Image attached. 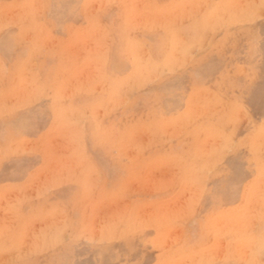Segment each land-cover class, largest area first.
Here are the masks:
<instances>
[{"label":"rangeland","instance_id":"obj_1","mask_svg":"<svg viewBox=\"0 0 264 264\" xmlns=\"http://www.w3.org/2000/svg\"><path fill=\"white\" fill-rule=\"evenodd\" d=\"M188 1L0 0V264H264V0Z\"/></svg>","mask_w":264,"mask_h":264},{"label":"bare ground","instance_id":"obj_2","mask_svg":"<svg viewBox=\"0 0 264 264\" xmlns=\"http://www.w3.org/2000/svg\"><path fill=\"white\" fill-rule=\"evenodd\" d=\"M35 1H36V0H35ZM39 1H40V0H39ZM44 1H46V0H44ZM99 1L101 2L102 0H99ZM125 1H126V0H125ZM148 1H150V0H148ZM154 1H155V0H154ZM174 1H175V0H174ZM185 1H186V0H185ZM193 1L195 2V0H193ZM232 1H234V0H232ZM243 1H244V0H243ZM254 1H255V0H254ZM258 1H259V0H258ZM25 2H26V1H25ZM48 2H49V1H48ZM129 2H130V1H129ZM139 2H140V1H139ZM141 2H143V1H141ZM164 2H165V1H164ZM196 2L198 3V5L201 4V0L196 1ZM202 2H203V1H202ZM204 2H205V1H204ZM217 2H218V1H217ZM226 2H227V1H226ZM250 2H251V1H250ZM38 3H39V2H38ZM98 3H99V2H98ZM102 3H103V2H102ZM106 3H107V2H106ZM106 3H105V4H106ZM109 3H111V2H109ZM113 3H114V2H113ZM156 3H157V2H156ZM177 3L180 4V2H177ZM187 3H188V4L192 3V0H191L190 2L188 1ZM207 3H208V2H207ZM221 3L223 4L224 1L222 2V0H221ZM221 3L219 2V5H220ZM42 4H43V3H42ZM103 4H104V3H103ZM111 4H112V3H111ZM111 4H109V5H111ZM126 4H127V3H126ZM148 4H149V3H148ZM157 4H161V3H157ZM166 4H167V3H166ZM171 4H172V3H171ZM182 4H183V6H184V2H183V1H182ZM215 4H216V3H215ZM227 4H228V2H227ZM229 4H230V1H229ZM235 4H236V3H235ZM27 5H28V4H27ZM27 5H25V6H27ZM47 5H48V4H47ZM85 5H86V2H85ZM106 5H107V4H106ZM115 5H116V3H115ZM122 5H123V4H122ZM140 5H142V4H140ZM174 5H176V4H174ZM195 5H196V4H195ZM195 5H194V3H193V5L191 4L190 6H195ZM208 5H209V4H208ZM224 5H226V4H224ZM230 5H232L233 7L235 6V5L232 4V3H231ZM260 5H261V3H260ZM25 6H24V7H25ZM34 6H37V5H34ZM43 6H44V4H43ZM120 6H121V5H120ZM131 6H132V5H130V7H131ZM137 6H138V5H137ZM152 6H153V5H152ZM180 6H181V5H180ZM188 6H189V5H188ZM213 6H214V5H213ZM213 6H212V8H213ZM217 6H218V4H217ZM255 6H256V5H255ZM261 6H262V5H261ZM24 7H23V8H24ZM39 7H41V6H38V8H39ZM85 7H86V6H85ZM99 7H100V6H99ZM116 7H117V6H116ZM118 7H119V6H118ZM130 7H129V9H130ZM138 7H139V6H138ZM146 7H147V6H146ZM153 7H154V6H153ZM157 7H159V6H156V5H155V9H156ZM161 7H162V5H161ZM164 7H165V6H164ZM166 7H167V6H166ZM173 7H174V6H173ZM173 7H172V9H173ZM218 7H219V6H218ZM223 7H224V6H222V8H223ZM228 7H229V6H228ZM120 8H121V7H120ZM120 8H119V9H120ZM142 8H143V7H142ZM187 8H189V7H187ZM199 8H200V7H199ZM214 8H217V7H214ZM222 8H221V12H222ZM224 8H225V7H224ZM238 8H239V7H238ZM243 8H244V7H243ZM243 8H242V9H243ZM253 8H254V7H253ZM86 9H87V8H85L84 11H85ZM121 9H122V8H121ZM132 9H133V8H132ZM149 9H152V8H149ZM169 9H170V8H169ZM169 9H166V10L169 11ZM175 9H176V8H175ZM179 9H180V8H179ZM179 9H178V10H179ZM190 9H191V8H190ZM190 9H189V10H190ZM203 9H204V8H203ZM229 9H230V8H229ZM247 9H248V8H247ZM261 9H262V8H261ZM30 10H31V9H30ZM34 10H35V9H34ZM87 10H88V9H87ZM98 10H99V9H98ZM104 10H105V9H104ZM104 10H103V11H104ZM130 10H131V9H130ZM136 10H137V9H136ZM139 10H140V9H139ZM139 10H138V11H139ZM195 10H196V9H195ZM198 10H200V9H198ZM214 10H215V9H214ZM214 10H213V11H214ZM245 10H246V9H245ZM259 10H260V8H259ZM259 10H258V12H259V15H260V14H261V13H260L261 11H259ZM262 10H263V9H262ZM21 11H22V9H21ZM25 11H26V8H25ZM125 11H126V10H125ZM128 11H129V10H128ZM144 11H145V10H144ZM164 11H165V10H164ZM206 11H208V9H207V10L205 9V13H206ZM215 11H216V10H215ZM215 11H214V12H215ZM234 11H235V9H234ZM248 11H249V9H248ZM26 12H27V11H26ZM44 12H45V11H44ZM159 12H162V11H159ZM172 12H173V11H171V16H172ZM185 12H186V11H185ZM189 12H190V11H189ZM191 12H192V11H191ZM193 12H194V11H193ZM198 12H200V11H198ZM201 12H202V11H201ZM210 12H211V11H210ZM217 12H218V10H217ZM217 12H216V13H217ZM229 12H230V11H229ZM235 12H236V11H235ZM239 12H240V11H239ZM239 12H238V14H239ZM243 12H244V11H243ZM253 12H254V11H253ZM6 13H7V12H6ZM11 13H12V12H11ZM100 13H101V9H100ZM100 13H98V14H100ZM121 13H122V10H121ZM128 13H129V12H128ZM163 13H165V12H163ZM180 13H181V12H180ZM205 13L203 12V13H201V15H202V14H205ZM212 13H213V12H212ZM224 13H225V12H224ZM251 13H252V12H251ZM256 13H257V11H256ZM256 13H255V14H256ZM20 14H21V13H20ZM35 14H36V13H35ZM96 14H97V13H96ZM122 14H123V13H122ZM126 14H127V13H126ZM175 14H177V11H175ZM184 14H185V13H184ZM192 14H193V13H192ZM192 14H191V15H192ZM194 14H195V13H194ZM199 14H200V13H199ZM208 14H209V13H208ZM229 14H230V13H229ZM229 14H228V15H229ZM233 14L235 15V13H233ZM233 14H232V15H233ZM241 14H242V13H241ZM85 15H86V14H85ZM155 15H156V14H155ZM155 15H154V16H155ZM162 15H163V14H162ZM178 15H179V14H178ZM185 15H187V14H185ZM189 15H190V14H189ZM201 15H200L199 17H201ZM224 15H226V13H225ZM236 15H237V12H236ZM236 15H235V16H236ZM256 15H257V14H256ZM34 16H35V15H34ZM44 16H45V14H44ZM89 16L91 17V15H89ZM89 16H88V17H89ZM92 16H94V14H93ZM126 16H127V15H125V17H126ZM149 16H151V15H149ZM167 16H168V15H167ZM192 16H193V15H192ZM197 16H198V15H197ZM204 16H205V15H204ZM215 16H216V15H215ZM219 16L222 17V16L220 15V13H219ZM248 16H249V15H248ZM252 16L254 17L253 14H252ZM21 17H22V16H21ZM39 17H40V16H39ZM96 17H97V16H96ZM151 17H152V16H151ZM181 17H182V16H181ZM181 17H180V18H181ZM212 17H213V16H212ZM217 17H218V16H217ZM223 17H224V16H223ZM230 17H231V16H230ZM240 17H241V16H240ZM240 17H239V18H240ZM249 17H250V16H249ZM23 18H25V17H23ZM26 18H27V17H26ZM26 18H25L24 20H27ZM91 18H94V17H91ZM142 18H143V17H142ZM154 18H155V17H154ZM165 18H166V17H165ZM177 18H178V17H175V19H176L175 21H177ZM180 18H178V19H180ZM201 18H204V17H201ZM206 18H208L207 15H206ZM227 18H228V16H227ZM231 18H232V17H231ZM21 19H22V18H21ZM37 19H39V18H37ZM44 19H45V18H44ZM89 19H90V18L87 19V22L90 21ZM95 19L97 20V18H95ZM124 19H125V18H124ZM124 19L121 20V21H124V22H125ZM126 19H128V18H126ZM145 19H146V18H145ZM145 19H144V20H145ZM148 19H149V18H148ZM169 19H170V16H168V20H169ZM186 19H187V18H186ZM193 19H194V17H193ZM204 19H205V18H204ZM210 19H211V18H210ZM210 19H209V20H210ZM251 19H252V18H251ZM39 20H40V19H39ZM88 20H89V21H88ZM93 20H94V19H93ZM137 20H139V19H137ZM142 20H143V19H142ZM146 20H147V19H146ZM152 20H153V19H152ZM188 20H189V19H188ZM188 20H187V21H188ZM190 20H192V19H190ZM199 20H200V19H199ZM201 20H202V19H201ZM207 20H208V19H206L205 21H207ZM227 20H229V19H227ZM231 20H233V18H232ZM239 20H240V19H239ZM22 21H23V20H22ZM35 21H38V20H35ZM40 21H41V20H40ZM91 21H92V20H91ZM94 21H95V20H94ZM97 21H98V20H97ZM182 21H183V19H182ZM203 21H204V20H203ZM212 21H213V20H212ZM216 21H217V20H216ZM216 21L213 22V23L215 24ZM222 21H223V20H222ZM222 21H221V22H222ZM229 21H230V20H229ZM42 22H44V21L42 20ZM124 22H122V23H124ZM128 22H129V21H128ZM154 22H155V21H153V24H154ZM162 22H163V21H162ZM196 22L199 24V26H201V24H200L201 22H198L197 20H196ZM219 22H220V21H219ZM219 22H218V23H219ZM227 22H228V21H227ZM227 22H226V23H227ZM27 23H28V22H27ZM31 23H32V21H31ZM92 23H93V21H92ZM96 23H97V22H96ZM122 23H121V24H122ZM125 23H126V22H125ZM130 23H131V22H130ZM135 23H137L136 20H135ZM165 23H167V22H165ZM165 23H164V24H165ZM176 23H177V22H176ZM176 23H175V24H176ZM202 23H203V22H202ZM230 23H233V22H230ZM236 23H237V22H236ZM241 23H242V22H241ZM68 24H69V23H68ZM88 24H89V23H88ZM121 24H120V25H121ZM156 24H157V22H156ZM209 24H210V22H209ZM234 24H235V23H234ZM237 24H239V23H237ZM242 24H243V23H242ZM25 25H26V24H25ZM34 25H35V27H37L36 24H34ZM42 25H44V23H42ZM42 25H41L40 27H43ZM101 25H102V24H101ZM131 25H132V24H131ZM140 25H141V24H140ZM202 25H203V24H202ZM219 25H220V24H219ZM226 25H227V24H226ZM31 26H32V25H31ZM45 26H46V25H45ZM45 26H44V27H45ZM122 26H123V25H122ZM122 26H121V27H122ZM135 26H138V25L135 24ZM150 26H151V25H150ZM164 26H165V25H164ZM166 26H168V24H167ZM169 26H171V25H169ZM169 26H168V27H169ZM179 26H180V25H179ZM205 26H206V25H205ZM210 26H211V25H210ZM212 26H214V25H212ZM216 26H218V25H216ZM216 26H215V27H216ZM235 26H236V24H235ZM24 27H25V26H24ZM24 27H23V28H24ZM26 27H28V26H26ZM96 27H97V25H96ZM100 27H101V26H100ZM125 27H126V25H125ZM125 27H122V28L124 29ZM151 27H152V26H151ZM153 27L156 28L155 26H153ZM157 27H159V26L157 25ZM173 27H174V26H173ZM207 27H208V25H207ZM215 27H213V28L215 29ZM230 27H231V26H230ZM29 28H30V27H29ZM29 28H27V29H29ZM108 28H109V26H108ZM129 28H130V27H129ZM159 28H160V27H159ZM163 28H164V27H163ZM166 28H167V27H166ZM170 28H171V27H170ZM198 28L201 29V27H198ZM208 28H210V27H208ZM208 28H207L206 30H208ZM213 28H212V29H213ZM222 28H223V27H222ZM222 28H220V29H222ZM228 28H229V27H228ZM35 29H37V28H35ZM71 29H72V28H71ZM93 29H94V28H93ZM96 29H98V27H97ZM118 29L120 30V28H118ZM135 29H136V28H135ZM135 29H134V31H135ZM210 29H211V28H210ZM210 29H209V30H210ZM218 29H219V28H218ZM234 29H235V28H234ZM32 30H33V29H32ZM100 30H101V28H100ZM100 30H98V31H100ZM127 30H128V29H127ZM132 30H133V29H132ZM154 30H155V29H154ZM158 30H159V29H158ZM158 30H156V31H158ZM162 30H163V29H162ZM206 30H205V32H206ZM216 30H217V29H216ZM22 31H26V30H22ZM42 31H43V30H42ZM92 31H93V30H92ZM108 31H109V30H108ZM149 31H150V30H149ZM197 31H199V30H197ZM221 31H222V30H221ZM225 31H226V30H225ZM227 31H228V29H227ZM33 32H35V30H34ZM37 32H38V31H37ZM109 32H110V31H109ZM120 32H121V31H120ZM124 32H125V31H124ZM144 32H145V31H144ZM150 32H151V31H150ZM152 32H153V31H152ZM243 32H244V31H243ZM121 33H122V32H121ZM125 33H127V32H125ZM128 33H129V32H128ZM169 33H170V32H169ZM244 33H246V32H244ZM28 34H29V33H28ZM37 34H38V33H37ZM39 34H40V33H39ZM102 34H104V33H102ZM122 34H123V33H122ZM133 34H134V33H133ZM175 34H176V33H175ZM204 34H205V33H204ZM207 34H209V33L206 32V35H207ZM213 34H216V32L213 33ZM229 34H230V33H229ZM229 34H228V35H229ZM237 34H238V33H237ZM34 35H35V33L33 34V36H34ZM41 35H42V34H40V36H41ZM43 35H44V34H43ZM96 35H97V34H96ZM98 35H99V34H98ZM124 35H125V34H124ZM231 35H232V34H231ZM239 35H240V34H239ZM239 35H238V36H239ZM37 36H38V35H37ZM37 36H36V38H37ZM103 36H105V34H104ZM128 36H129V35H128ZM176 36H177V35H176ZM209 36H210V35H209ZM213 36H214V35H213ZM219 36H220V35H219ZM233 36H234V35H233ZM247 36H248V35H247ZM65 37H66V36H65ZM108 37H109V36H108ZM125 37H126V36H125ZM201 37H203L205 40H207L206 37H204V36H201ZM211 37H212V36H211ZM229 37H230V36H229ZM239 37H241V36H239ZM17 38H18V37H17ZM38 38H40V37H38ZM98 38H99V37H98ZM100 38H101V37H100ZM110 38H111V37H110ZM175 38H176V37H175ZM179 38H180V37H179ZM196 38H197V36H196ZM230 38H231V37H230ZM20 39H21V38H20ZM107 39H109V38H107ZM128 39H129V38H128ZM133 39H134V38H133ZM197 39H198V38H197ZM204 39H203V41H204ZM212 39H213V37H212ZM212 39H211V42L213 41ZM219 39H220V37H219ZM234 39H235V38H234ZM237 39H238V38H237ZM237 39H236V40H237ZM41 40H42V39H41ZM110 40H111V39H110ZM199 40H200V39H199ZM208 40H209V39H208ZM243 40H244V39H243ZM243 40H240V41H243ZM98 41H100V40H98ZM101 41H103V39H102ZM174 41H175V39H174ZM187 41H189V40H187ZM216 41H217V40H216ZM221 41H222V40H221ZM32 42H33V41H32ZM34 42H35V41H34ZM39 42H40V41H39ZM39 42H36V43H38L37 45H39V44L41 45V43H39ZM130 42H131V41H129V43H130ZM201 42H202V41H200V43H201ZM205 42H206V41H205ZM263 42H264V41H263ZM57 44H58V43H57ZM107 44H108V42H107ZM131 44H132V43H131ZM195 44L197 45V43H195ZM208 44H209V41H208ZM211 44H212V43H211ZM239 44H240V43H239ZM128 45H129V44H128ZM132 45H133V44H132ZM135 45H136V44H135ZM169 45H170V43H169ZM172 45H174V43H173ZM183 45L185 46L186 44H183ZM205 45H206V44H205ZM225 45H227V44H225ZM229 45H230V44H229ZM235 45H236V44H235ZM43 46H44V45H43ZM59 46H60V45H59ZM143 46H144V45H143ZM166 46H167V44H166ZM174 46H176V45H174ZM174 46H172V48H173ZM180 46H181V45H180ZM184 46H182V47H184ZM186 46H187V45H186ZM192 46H193V45H192ZM194 46H195V45H194ZM214 46H215V44H214ZM231 46H232V45H231ZM37 47H38V46H37ZM137 47H138V46H137ZM141 47H142V45H141ZM169 47H171V46H169ZM169 47H168V48H169ZM182 47H181V49H182ZM189 47H190V46H189ZM200 47H201V46H199V48H200ZM202 47H204V46H202ZM202 47H201V48H202ZM207 47H208V45H207ZM222 47H223V46H222ZM261 47H262V46H261ZM62 48H63V47H62ZM125 48H126V47H125ZM127 48H128V47H127ZM133 48H134V47H133ZM138 48H140V47H138ZM193 48H194V49H192V50L190 51L191 54H192V52L195 50V47H193ZM199 48H197V49H199ZM205 48H206V47H205ZM218 48H219V47H217V49H218ZM224 48H225V47H224ZM169 49H170V48H169ZM176 49H177V48H176ZM176 49H175V50H176ZM202 49H203V48H202ZM208 49H209V48H208ZM213 49H214V48H213ZM222 49H223V48H222ZM263 49H264V48H263ZM263 49H262V50H263ZM126 50H127V49H126ZM131 50H132V53H133V50H134V49H131ZM164 50L166 51V49H164ZM167 50H168V49H167ZM186 50H188V49H186ZM209 50H210V49H209ZM209 50H208V51H209ZM56 51H57V50H56ZM60 51H61V50H60ZM104 51H105V50H104ZM128 51H130V50L128 49ZM203 51H204V49H203ZM203 51H201V52H203ZM212 51H213V50H212ZM263 51H264V50H263ZM41 52H42V51H41ZM124 52H125V50H124ZM143 52H145V51H143ZM169 52H170V51H169ZM169 52L167 51L166 54L168 55ZM172 52H173V51H172ZM181 52H184V51H181ZM181 52H180V53H181ZM261 52H262V51H261ZM29 53H30V51H29ZM54 53H55V52H54ZM60 53H61V52H60ZM145 53H146V52H145ZM173 53H174V52H173ZM187 53H189V52H187ZM187 53H185V54H187ZM198 53H199V50H198ZM30 54H31V53H30ZM61 54H62V53H61ZM169 54H170V53H169ZM175 54H176V53H175ZM185 54L182 53L183 56H184ZM102 55H103V54H102ZM146 55H148V56L150 57L149 53L146 54ZM179 55H180V54H179ZM179 55H178V61H179V58H180ZM195 55H196V54H195ZM205 55H206V54H205ZM53 56H54V55H53ZM95 56H96V55H95ZM133 56H134V55H133ZM174 56H175V55H174ZM187 56H189V55H187ZM191 56L193 57V54H192ZM191 56H190V57H191ZM208 56H209V55H208ZM208 56H207V57H208ZM30 57L32 58V56H30ZM135 57H136V56H135ZM169 57H170V56H169ZM172 57H173V56H172ZM176 57H177V55H176ZM181 57H182V56H181ZM192 57H191V58H192ZM205 57H206V56H205ZM205 57H204V58H205ZM138 58H139V57H138ZM138 58H137V59H138ZM173 58H175V57H173ZM183 58H184V57H183ZM186 58H187V57H186ZM186 58H185L186 61H187V60H190V59H186ZM56 59H57V57H56ZM69 59H70V58H69ZM128 59H129V58H128ZM137 59H136V60H137ZM180 59H181V58H180ZM65 60H66V59H65ZM85 60H86V59H85ZM88 60H89V59H88ZM133 60H134V59H133ZM141 60H142V59H141ZM185 60H184V62L187 63ZM196 60H197V59H196ZM200 60H201V58H200ZM203 60H205V59H203ZM70 61H72V59H71ZM134 61H135V60H134ZM134 61H133V62H134ZM142 61H143V60H142ZM162 61H163V60H162ZM170 61H171V60H170ZM170 61H169V62H170ZM174 61H175V60H174ZM176 61H177V60H176ZM165 62H166V60H165ZM180 62H181V61H180ZM188 62H190V61H188ZM192 62H193V60H192ZM263 62H264V61H263ZM71 63H72V62H71ZM71 63H70V64H71ZM85 63H86V62H85ZM156 63L159 65L158 62H156ZM166 63H168V62H166ZM30 64H31V63H30ZM67 64H68V63H67ZM133 64H135V63H133ZM137 64H138V63H137ZM147 64H148V63H147ZM149 64H150V63H149ZM164 64H165V63H164ZM176 64H178V63H176ZM181 64H182V63H180V65H181ZM259 64H261V63H259ZM18 65H19V64H18ZM39 65H40V64H39ZM161 65H162V64H161ZM185 65H186V64H185ZM62 66H63V65H62ZM66 66H67V65H66ZM68 66H69V65H68ZM150 66H151V64H150ZM162 66H164V65H162ZM167 66H169V65H167ZM257 66H258V65H257ZM263 66H264V64H263ZM26 67H27V66H26ZM172 67L174 68V65H173ZM172 67H171V68H172ZM176 67H177V66H176ZM261 67H262V66H261ZM150 68H151V67H150ZM155 68H156V67H155ZM160 68H161V67H160ZM169 68H170V67H169ZM189 68H190V67H189ZM16 69H17V68H16ZM136 69L138 70V68H136ZM136 69H135V70H136ZM145 69H147V68H145ZM156 69H159V68H156ZM156 69H155V70H156ZM163 69H165V68H163ZM166 69H167V68H166ZM166 69H165V70H166ZM182 69H183V68H182ZM106 70H107V69H106ZM133 70H134V69H133ZM147 70H148V69H147ZM160 70H161V69H160ZM165 70H163L161 73H160L158 70H156V71H158V72L160 73V75H161V74H163V72H164ZM173 70H174V69H173ZM178 70H180V69H178ZM259 70H260V69H259ZM8 71H9V70H8ZM140 71H141V70H140ZM148 71H149V70H148ZM171 71H172V70H171ZM171 71H170V73H171ZM174 71H176V70H174ZM14 72H15V71H14ZM134 72H135V71H134ZM255 72H256V71H255ZM99 73H100V72H99ZM140 73H141V72H140ZM155 73H156V72H155ZM155 73H154V74H155ZM173 73H174V72H173ZM257 73H258V72H257ZM17 74H18V73H17ZM71 74H72V73H71ZM154 74H153V75H154ZM171 74H172V73H171ZM134 75H135V74H134ZM137 75H138V74H137ZM153 75H152V77H153ZM155 75H156V76H155ZM155 75H154L155 78H157V77H158V76H157L158 73H156ZM163 75H164V74H163ZM175 75H176V74H175ZM148 76H149V75H148ZM166 76H167V75H166ZM168 76H169V75H168ZM172 76H173V75H172ZM254 76H255V75H254ZM150 77H151V76H150ZM150 77H149V78H150ZM152 77H151V78H152ZM135 78H136V77H135ZM137 78H138V77H137ZM141 78H142V76H141ZM151 78H150V79H151ZM155 78H154V79H155ZM160 78H161V77H160ZM173 78H174V77H173ZM56 79H57V78H56ZM102 79H103V78H102ZM131 79H133V78H131ZM138 79H139V78H138ZM138 79H136V80L138 81ZM146 79H147V78H146ZM152 79H153V78H152ZM168 79H169V78H168ZM171 79H172V77H171ZM262 79H263V78H262ZM8 80H9V79H8ZM139 80H141V79H139ZM159 80H160V79H159ZM112 81H113V80H112ZM143 81H148V80H143ZM143 81H142V82H143ZM157 81H158V80H157ZM165 81H166V80H165ZM235 81H236V80H235ZM259 81H261V79H259ZM55 82H56V81H55ZM127 82L129 83L130 81H127ZM133 82H134V81H133ZM142 82L140 81V83H142ZM155 82H156V81H155ZM174 82H175V81H174ZM13 83H14V82H13ZM15 83H16V82H15ZM15 83H14V85H15ZM35 83H36V82H35ZM137 83H138V82H137ZM43 84H44V83H43ZM80 84H81V83H80ZM120 84H121V83H120ZM125 84H126V83H125ZM129 84H130V83H129ZM132 84H133V83H132ZM82 85H83V84H82ZM121 85H124V84L122 83ZM121 85H119V86H121ZM85 86H86V85H85ZM96 86H97V85H96ZM126 86H128V84H127V85H124L123 91H126V90H124V89L126 88ZM32 87H33V86H32ZM68 87H69V85H68ZM121 87H122V86H121ZM130 87H131V86H130ZM60 88H61V87H60ZM127 88L129 89V87H127ZM257 88H259V87H257ZM9 90H10V89H9ZM46 90H47V89H46ZM82 90H83V89H82ZM146 90H147V89H146ZM91 91H92V90H91ZM140 91H141V90H140ZM19 92H20V91H19ZM17 93H18V92H17ZM83 93H84V92H83ZM203 94H204V93H203ZM11 95H12V94H11ZM56 95H57V94H56ZM84 95H85V94H84ZM77 97H78V96H77ZM250 98H251V97H250ZM6 99H7V98H6ZM3 100H4V99H3ZM7 100H8V99H7ZM11 100H12V99H11ZM11 100H9V101H11ZM32 100H33V99H32ZM55 100H56V99H55ZM58 101H59V100H58ZM15 102H16V101H15ZM0 103H1V102H0ZM243 103H244V102H243ZM8 104H9V103H8ZM109 104H110V103H109ZM57 105H58V104H57ZM61 105H62V104H61ZM260 105H261V104H260ZM0 108H1V107H0ZM1 109H2V108H1ZM59 110H60V109H59ZM252 111H253V110H252ZM55 113H56V112H55ZM260 114H261V113H260ZM57 115H59V114H57ZM57 115H56V116H57ZM6 118H7V117H6ZM79 118H80V117H79ZM230 118H231V117H230ZM54 119H55V118H54ZM55 121H56V120H55ZM256 123H257V122H256ZM55 124H56V123H55ZM55 124H54V125H55ZM67 124H68V123H67ZM44 126H45V125H44ZM85 126H86V125H85ZM235 135H236V134H235ZM253 135H254V134H253ZM257 135H258V134H257ZM257 135H254V136L256 137ZM260 136H261V135H260ZM260 136H259V138H260ZM91 137H92V136H91ZM252 137H253V136H252ZM143 138H144V137H143ZM248 138H250V137H248ZM259 138H256V139L259 140ZM14 139H15V138H14ZM137 139H138V138H137ZM251 141H252V140H251ZM254 141H255V140H254ZM259 141H260V140H259ZM252 142H253V141H252ZM260 143H261V142H260ZM227 146H228V145H227ZM259 146H260V145H259ZM229 147H230V149H231L232 144H231V146H229ZM251 147H252V146H251ZM16 148H17V147H16ZM252 148H253V147H252ZM12 149H13V148H12ZM14 149H15V148H14ZM226 149H227V147H226ZM223 150H225V149H223ZM223 150H222V152H223ZM226 152H227V151H226ZM212 154H213V153H212ZM257 155H258V154H257ZM2 157H3V156H2ZM254 157H255V156H254ZM88 158H89V157H88ZM263 158H264V157H263ZM263 158H262V159H263ZM209 159H210V158H209ZM256 159H257V158H256ZM209 161H210V160H209ZM209 161H208V162H209ZM210 162H211V161H210ZM255 162H256V161H255ZM260 163H261V162H260ZM80 165H81V164H80ZM256 166H257V165H256ZM263 168H264V167H263ZM10 192H11V191H10ZM3 195H4V194H3ZM241 202H242V201H241ZM229 203H230V202H229ZM229 203H227V204H229ZM233 203H234V202H233ZM239 204H240V203H239ZM237 207H238V206H237ZM39 213H40V212H39ZM47 213H48V212H47ZM50 214H51V213H50ZM58 214H59V213H58ZM45 216H46V215H45ZM64 218H66V217H64ZM65 220H66V219H65ZM41 221H42V220H41ZM38 222H39V221H38ZM58 227H59V226H58ZM83 229H84V228H83ZM78 230H79V229H78ZM96 230H97V229H96ZM63 233H64V232H63ZM89 233H90V232H89ZM91 234H92V233H91ZM97 234H98V233H97ZM51 235H52V234H51ZM65 235H66V234H65ZM77 235H78V234H77ZM82 235H83V234H82ZM57 237H58V236H57ZM60 237H61V236H60ZM91 238H92V237H91ZM103 238H104V237H103ZM252 242H253V241H252ZM5 247H6V246H5ZM9 248H11V247H9ZM15 256H16V255H15ZM22 258H23V257H22ZM166 258H167V257H166ZM17 259H18V258H17Z\"/></svg>","mask_w":264,"mask_h":264}]
</instances>
